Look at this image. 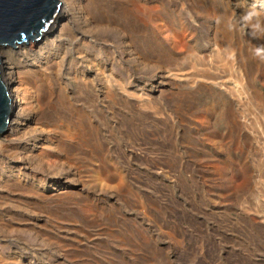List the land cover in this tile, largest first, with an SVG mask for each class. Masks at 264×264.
I'll use <instances>...</instances> for the list:
<instances>
[{
  "label": "rangeland",
  "instance_id": "obj_1",
  "mask_svg": "<svg viewBox=\"0 0 264 264\" xmlns=\"http://www.w3.org/2000/svg\"><path fill=\"white\" fill-rule=\"evenodd\" d=\"M133 1L4 49L0 264H264V0Z\"/></svg>",
  "mask_w": 264,
  "mask_h": 264
},
{
  "label": "water",
  "instance_id": "obj_2",
  "mask_svg": "<svg viewBox=\"0 0 264 264\" xmlns=\"http://www.w3.org/2000/svg\"><path fill=\"white\" fill-rule=\"evenodd\" d=\"M60 0H0V47L38 41L57 19ZM12 99L3 81L0 59V134L8 128Z\"/></svg>",
  "mask_w": 264,
  "mask_h": 264
},
{
  "label": "bare ground",
  "instance_id": "obj_3",
  "mask_svg": "<svg viewBox=\"0 0 264 264\" xmlns=\"http://www.w3.org/2000/svg\"><path fill=\"white\" fill-rule=\"evenodd\" d=\"M128 1L129 2L131 1V3H132L133 0H128ZM60 2H62L61 11H60L57 19L49 26L47 31L42 34V36H41L42 40L39 39L40 41H38V44H35L36 50L38 47H40L43 44H45L46 42H48L50 40V38L53 37L54 33H56V31H58V33L60 35L59 38H61V36H63V34L65 32H70L73 35L80 33V35H83V37H85V39L92 41V36H90V35L88 36L86 33L80 32L79 25H78L79 23L76 24V22H74L80 18L87 16L86 20H88V22L85 23V21H84V23L82 22V24H85V26H87L88 24L89 25L98 24V22L95 18V15L92 14V10L90 7V0H60ZM133 3H134V1H133ZM134 4L136 5V2ZM140 6L141 5L138 4L137 7L140 9ZM127 10L128 9H125L124 19L128 21V20H130L129 16H131V11H129L130 9L128 11ZM72 22L75 23L73 27L71 26ZM119 24H121V23H117L118 26H120ZM121 28H122V26H120V28L117 30L120 31ZM122 30H123V28H122ZM122 33H124V32H122ZM22 45L26 46L27 43H23V44L18 45V46H22ZM5 48H7V47H0L1 71H2L3 81L7 84L8 89H9V94H10V97L12 99V106H11L12 112L9 115V122H8L7 131H5L6 133H8L10 135H8L6 137L4 136L3 138L1 136L0 137V144L2 143V139L14 140V137L21 135L22 132H20V130H18L17 126L20 125V123L25 119H28V120L32 121L33 123H36L39 120L38 118H39L40 112H41V110H39L40 108L37 109V107H34L35 110H33V111H31V109L27 108V105H30V102L24 96L21 95V90L18 87V85L20 83L21 71L18 67L13 66V62H12L11 57L6 55V53L4 51ZM36 50H33V51L35 52ZM7 66L9 67L8 68L9 72L6 73L4 69ZM11 66H13V67H11ZM38 82H40V84L42 85V81L40 79L38 80ZM40 100H42V96H40ZM21 125H24V124L21 123ZM28 129H29V127H26V129H25L27 133H28V131H27ZM22 134L25 135V132Z\"/></svg>",
  "mask_w": 264,
  "mask_h": 264
}]
</instances>
